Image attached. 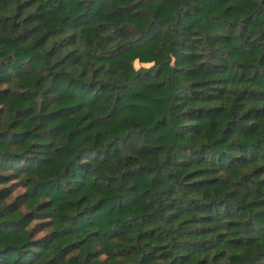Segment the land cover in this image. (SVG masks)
Segmentation results:
<instances>
[{
	"label": "trees",
	"instance_id": "obj_1",
	"mask_svg": "<svg viewBox=\"0 0 264 264\" xmlns=\"http://www.w3.org/2000/svg\"><path fill=\"white\" fill-rule=\"evenodd\" d=\"M0 264H264V0H0Z\"/></svg>",
	"mask_w": 264,
	"mask_h": 264
},
{
	"label": "rangeland",
	"instance_id": "obj_2",
	"mask_svg": "<svg viewBox=\"0 0 264 264\" xmlns=\"http://www.w3.org/2000/svg\"><path fill=\"white\" fill-rule=\"evenodd\" d=\"M139 64H140L139 62L134 61V65H135V67H137ZM145 64H146V63H145Z\"/></svg>",
	"mask_w": 264,
	"mask_h": 264
}]
</instances>
